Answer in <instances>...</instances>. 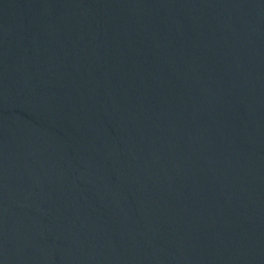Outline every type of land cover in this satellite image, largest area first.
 <instances>
[{
  "label": "water",
  "instance_id": "water-1",
  "mask_svg": "<svg viewBox=\"0 0 264 264\" xmlns=\"http://www.w3.org/2000/svg\"><path fill=\"white\" fill-rule=\"evenodd\" d=\"M0 264H264V0H0Z\"/></svg>",
  "mask_w": 264,
  "mask_h": 264
}]
</instances>
